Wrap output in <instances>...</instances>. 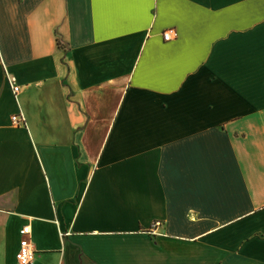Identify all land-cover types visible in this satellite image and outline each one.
Listing matches in <instances>:
<instances>
[{
  "label": "crops",
  "instance_id": "1",
  "mask_svg": "<svg viewBox=\"0 0 264 264\" xmlns=\"http://www.w3.org/2000/svg\"><path fill=\"white\" fill-rule=\"evenodd\" d=\"M26 224L32 264H264V0H0V264Z\"/></svg>",
  "mask_w": 264,
  "mask_h": 264
},
{
  "label": "built area",
  "instance_id": "2",
  "mask_svg": "<svg viewBox=\"0 0 264 264\" xmlns=\"http://www.w3.org/2000/svg\"><path fill=\"white\" fill-rule=\"evenodd\" d=\"M177 36V31L175 28H168L162 32V38L164 41H170ZM6 81L11 89L12 95L17 99L20 92V86L17 84L15 78L10 76L5 72ZM11 122L13 125L19 126L25 124L24 116L20 114H14L11 116ZM159 223L156 222L154 226H157ZM20 240L18 249L15 254V264H32L35 258V248L31 240V228L29 225H23L20 230Z\"/></svg>",
  "mask_w": 264,
  "mask_h": 264
}]
</instances>
